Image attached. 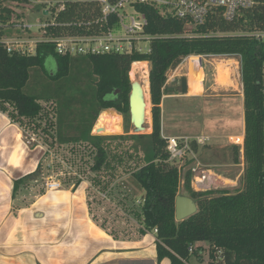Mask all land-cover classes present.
<instances>
[{"label": "trees", "instance_id": "obj_1", "mask_svg": "<svg viewBox=\"0 0 264 264\" xmlns=\"http://www.w3.org/2000/svg\"><path fill=\"white\" fill-rule=\"evenodd\" d=\"M65 4L60 13V31L95 32L101 19L99 0H59ZM118 0H110L114 4ZM251 8L228 20L224 10L210 9L203 25L175 16H163L153 5H136L147 18L145 34L151 38L150 52L132 54L109 53L98 56L71 57L59 55L52 44L37 47V54L22 55L6 51L0 43V110L13 122L34 121L42 115L46 102L56 105V136L60 146L92 143L96 148L93 170L100 172L108 163L105 139L91 135L100 113L123 115L127 133L130 131L129 99L133 85L130 72L135 62H148L152 108V133L148 136H118L148 138L155 160L142 166L132 176L144 190L141 218L145 232L156 233L158 262L188 264L202 244L210 249L207 264H264V0H254ZM39 8H36V12ZM9 0H0V25L22 19ZM111 23L115 18L111 19ZM93 27H87V25ZM189 27L193 33L187 36ZM105 28V27H104ZM13 33L0 30V37ZM239 57L243 82L245 171L242 191L197 192L192 189V175L184 178V189L195 200L198 212L193 217L176 221L175 203L181 178L177 165L169 162L167 140L162 137V101L167 86V74L189 57ZM52 57L56 72L46 69ZM40 86L44 93L29 94L26 87ZM117 90L120 91L117 95ZM119 112L118 114L114 111ZM100 118L114 117L102 113ZM119 114V115H120ZM99 118V119H100ZM198 150L196 141L192 142ZM234 161L240 150L234 146ZM36 172L14 183L13 196Z\"/></svg>", "mask_w": 264, "mask_h": 264}, {"label": "rangeland", "instance_id": "obj_2", "mask_svg": "<svg viewBox=\"0 0 264 264\" xmlns=\"http://www.w3.org/2000/svg\"><path fill=\"white\" fill-rule=\"evenodd\" d=\"M193 28H187L188 37L193 33ZM12 34L15 36L19 35L18 31H14ZM200 58L201 64L199 65ZM200 58L191 56L182 61L176 69H171L167 74L168 80L163 98L165 102L162 105L165 115L163 118L165 128L163 135L167 138L170 137L169 135H172L170 130L173 129H181V131H184L191 128L223 127L222 125L216 126L215 122L222 120L228 110V108L227 110L225 109L227 106L233 105L235 107L234 112H238V105L235 101H238V98L235 96H239L243 92V82H241L242 64L240 63L239 57ZM227 64L230 65L232 75L222 83L217 78V67L218 65L227 66ZM45 66L46 69L51 71V74L57 70L56 62L52 57L47 59ZM148 67L149 72L147 76L141 72L132 78L131 72L133 67L130 72L131 84L133 86L136 84L142 89L147 103L143 130H136L134 125H131L129 128L130 131L127 133L123 115L115 110L111 111L117 114L119 113L120 115L104 112L106 111L104 110L95 122L91 133L92 136L98 138L115 137L104 140L103 146L106 149L108 163L100 172L93 170L96 148L92 143L83 141L80 144L74 143L60 146L56 142V105L50 102L42 104L45 110L34 121L27 119L20 120L17 123L18 128L20 127L21 129L19 143L16 142V138H14L15 142H12L10 140L11 138H9L5 139L6 144L3 146L7 150V156L11 155L12 158L16 157L17 164L22 162L20 170L23 174L28 171H32V173L36 172V174H33L35 176L31 180H33V184L36 183L39 187L37 190L32 191V195L29 196L31 200L36 198L34 194H41L49 190L46 187L47 182L57 181L62 184L61 189H65L66 187L71 189L77 182L83 180L89 181L90 184L87 191L90 202L92 201L94 204L91 208L92 213L98 214L95 211L99 210L97 207L100 208L102 213V215L98 214V217L96 215L94 220L102 229L104 228L107 232H111L117 241H123L129 244H123V247H121L122 251L117 252L124 254L123 257L116 258L123 259L121 261L123 263L121 264H169V261L166 259V261L161 263L158 262L157 249H155L156 233L145 232L144 234L141 231L143 230V225L142 218L140 217V209L145 194L140 184L132 176L139 168L155 160L151 140L148 138L129 139L126 137H118L127 135H143L146 137L152 133L153 105L151 103L149 85L151 71L149 63ZM183 77L188 79L189 90L198 87L199 90H196V93L202 91L200 100H186L185 98L170 99L172 95L174 97H180V82ZM217 80L222 84H229L231 87L223 88L219 86L220 83H216ZM32 90L33 93L45 92V89L40 86H35ZM25 92L33 94L31 88L28 86ZM190 93L189 91L188 95ZM175 104L181 106L178 112L176 111L177 106ZM102 113L117 117L120 116L121 119L114 117L108 119L121 121L122 133L118 135H107L101 131L99 133L96 132L97 121L100 120L99 118L103 115ZM174 114H176V117ZM173 134L177 133L175 132ZM207 155L205 154L206 157L204 158L209 160L215 157ZM218 156L220 157V154ZM188 161L189 159L186 162ZM182 174L184 175V170ZM184 178L185 175L181 178V181H184ZM195 187L192 184V189L199 192ZM242 188L243 182L238 188L233 189L231 194L242 191ZM179 193L189 197L184 189V184H180ZM24 202L27 201L25 200ZM142 239L144 240L143 245L136 248L131 247L135 246ZM201 247L202 249H199L195 256L191 257L188 264H207L210 249L207 244H202ZM198 257L202 258L203 261H200ZM93 264L103 263L95 262Z\"/></svg>", "mask_w": 264, "mask_h": 264}, {"label": "crops", "instance_id": "obj_3", "mask_svg": "<svg viewBox=\"0 0 264 264\" xmlns=\"http://www.w3.org/2000/svg\"><path fill=\"white\" fill-rule=\"evenodd\" d=\"M227 66L230 65L227 64ZM221 84L219 86L223 88L231 87L229 84ZM196 90L199 88L190 89L189 91L192 93L190 95H180V97L172 95L170 99L200 100L202 91L196 93ZM235 97L238 98V101L235 100L238 112H234L233 105L227 106L225 109L228 108V110L225 116L222 120L215 122L216 126L222 125L223 127L191 128L184 131L181 129L170 130L172 133L169 135L170 137L192 139L203 136L210 140L205 145H198V150L193 152L183 169L185 176L187 173H191L192 168L197 170L191 175L193 177L192 184L199 192L227 191L232 193V190L238 188L243 182L245 101L243 92ZM164 102L163 99L162 103L164 104ZM175 106H177L176 111L178 112L181 106L179 104H175ZM162 114L163 121L165 117L163 109ZM174 116L176 117V114ZM17 123L13 122L7 113L0 110V264L123 263L121 262L122 258H116L123 257L124 254L117 252H121L123 244L128 243L117 241L111 232L102 229L94 220L96 215L98 217V214L102 215V213L98 207L100 212L95 210L98 214L92 213L91 208L94 204L92 201L90 202L87 191L89 181L77 182L71 189L66 187L61 190H48L41 194H34L36 198L31 200L29 196L39 186L36 183L33 184V180H29L13 196L15 181L32 173V171H28L23 174L20 170L22 162L17 164L16 157L7 156V150L3 147L6 144L5 139L11 138L10 140L15 142L14 138H16V142L19 143L21 129L18 128ZM164 129L163 121V131L165 132ZM175 132L177 134H173ZM234 146L240 150L238 162L234 161ZM205 154L215 157L209 160L204 158ZM181 184H184L183 180ZM25 200L29 204L24 202ZM143 244L144 240L142 239L131 247L136 248ZM199 260L203 261L202 258Z\"/></svg>", "mask_w": 264, "mask_h": 264}, {"label": "built area", "instance_id": "obj_4", "mask_svg": "<svg viewBox=\"0 0 264 264\" xmlns=\"http://www.w3.org/2000/svg\"><path fill=\"white\" fill-rule=\"evenodd\" d=\"M101 19L97 20L95 32L74 33L60 31L59 16L65 10V4L59 0H9L11 9L22 19H14L0 30L18 31L0 37V43L10 53L34 56L40 44L48 43L55 47L59 55L71 57L98 56L109 53L132 54L150 52L151 38L145 34L147 18L138 11L136 5L145 4L157 7L165 17L179 19L190 18L194 25H203L211 8L224 10V16L232 20L236 15L254 6V0H99ZM36 8L39 11L36 12ZM115 21L111 23V19ZM87 27H93L88 24ZM105 27V28H104ZM264 38V34L262 36ZM162 137L167 140L169 162L178 166L180 175L194 150L192 142L205 145L206 137ZM197 170L192 168L191 173ZM49 190H60L62 184L57 181L47 182ZM157 233V231H155Z\"/></svg>", "mask_w": 264, "mask_h": 264}, {"label": "water", "instance_id": "obj_5", "mask_svg": "<svg viewBox=\"0 0 264 264\" xmlns=\"http://www.w3.org/2000/svg\"><path fill=\"white\" fill-rule=\"evenodd\" d=\"M180 84L181 95H188V79L186 77H183ZM118 93H120L119 90H117L115 95H117ZM129 104L131 115L130 121L132 122V125H134L136 130H143L147 103L145 101V96L142 89L136 84L133 86ZM197 210L198 207L194 199L179 193L175 203L176 221L181 222L193 217L194 214L198 212Z\"/></svg>", "mask_w": 264, "mask_h": 264}, {"label": "bare ground", "instance_id": "obj_6", "mask_svg": "<svg viewBox=\"0 0 264 264\" xmlns=\"http://www.w3.org/2000/svg\"><path fill=\"white\" fill-rule=\"evenodd\" d=\"M200 64H201V58H200L199 65ZM132 67H133V70L131 72L132 78H134L138 73H141V72L145 76L148 75L149 67H148L147 63L136 62L135 64L132 65ZM200 69H201V66H200ZM231 74L232 73H231L230 66H219L218 65V67H217V78L219 81H222V83H223L224 81H226V79H228L230 77ZM221 85H223V84H221ZM121 125H122V122L119 120L117 121V120L108 119V118H101L99 121H97L95 131L98 133L101 131L107 135H118V134L122 133V126Z\"/></svg>", "mask_w": 264, "mask_h": 264}]
</instances>
